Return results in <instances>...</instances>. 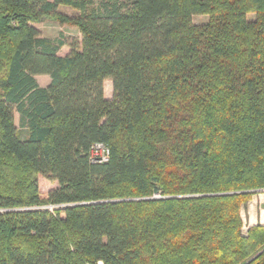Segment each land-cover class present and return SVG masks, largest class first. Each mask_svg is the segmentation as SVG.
<instances>
[{
	"label": "trees",
	"instance_id": "obj_1",
	"mask_svg": "<svg viewBox=\"0 0 264 264\" xmlns=\"http://www.w3.org/2000/svg\"><path fill=\"white\" fill-rule=\"evenodd\" d=\"M257 192L264 0H0V264H264Z\"/></svg>",
	"mask_w": 264,
	"mask_h": 264
},
{
	"label": "rangeland",
	"instance_id": "obj_2",
	"mask_svg": "<svg viewBox=\"0 0 264 264\" xmlns=\"http://www.w3.org/2000/svg\"><path fill=\"white\" fill-rule=\"evenodd\" d=\"M58 11L66 15H75V11L66 6H59ZM254 16H250L253 18ZM207 21L206 17H195L193 22L195 24H203ZM42 37H47L54 40H61L65 45L60 49L59 55L64 56L69 53V46L71 44H78L81 36L78 30L72 26L61 25L55 21L45 20L34 25ZM38 84L41 87H45L49 83V78L46 76H38L36 78ZM104 96L106 99L112 98V85L110 81L104 82ZM15 123L18 125V115H15ZM57 187L54 182H48L45 179L39 177V188L41 193H46ZM159 196H156L158 198ZM264 194L257 192L253 194L250 200L242 206L240 216L243 222L242 231L246 230L257 224L264 225ZM42 210L54 211L57 207L47 206L41 208ZM261 214V215H260ZM259 215L261 216L259 219ZM250 219V221H249ZM250 223V224H249ZM252 224V226H251Z\"/></svg>",
	"mask_w": 264,
	"mask_h": 264
},
{
	"label": "built area",
	"instance_id": "obj_3",
	"mask_svg": "<svg viewBox=\"0 0 264 264\" xmlns=\"http://www.w3.org/2000/svg\"><path fill=\"white\" fill-rule=\"evenodd\" d=\"M108 150L103 146V145H95L92 147V161L95 163H100V162H106L108 159ZM95 264H103V262L99 261L96 262Z\"/></svg>",
	"mask_w": 264,
	"mask_h": 264
},
{
	"label": "crops",
	"instance_id": "obj_4",
	"mask_svg": "<svg viewBox=\"0 0 264 264\" xmlns=\"http://www.w3.org/2000/svg\"><path fill=\"white\" fill-rule=\"evenodd\" d=\"M48 84H49V83H48ZM45 87H46V86H45ZM262 207H264V206H262ZM260 215H261V214H260ZM260 215H259V219H260V217H261ZM249 221H250V219H249ZM249 224H250V223H249ZM262 225H263V224H262ZM251 226H252V224H251Z\"/></svg>",
	"mask_w": 264,
	"mask_h": 264
}]
</instances>
